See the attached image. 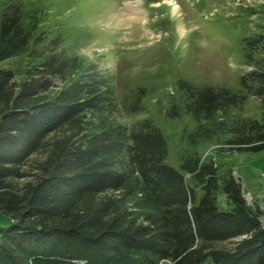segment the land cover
Wrapping results in <instances>:
<instances>
[{
  "label": "trees",
  "instance_id": "16d2710c",
  "mask_svg": "<svg viewBox=\"0 0 264 264\" xmlns=\"http://www.w3.org/2000/svg\"><path fill=\"white\" fill-rule=\"evenodd\" d=\"M40 19L22 0L0 11V63L25 58L0 66V264H264L262 212L200 149L264 152V34L243 39L238 89L177 78L166 115L193 122L177 169L153 121L122 123L110 77L43 43ZM250 97L258 118L242 113Z\"/></svg>",
  "mask_w": 264,
  "mask_h": 264
},
{
  "label": "rangeland",
  "instance_id": "374dc122",
  "mask_svg": "<svg viewBox=\"0 0 264 264\" xmlns=\"http://www.w3.org/2000/svg\"><path fill=\"white\" fill-rule=\"evenodd\" d=\"M6 1L0 0V11ZM22 1L27 8L41 11L43 43L58 36V46L66 53L97 64L110 77L122 123L130 125L145 117L153 121L166 139V163L177 169L185 146L181 136L193 126L188 115L175 119L166 115L170 101L178 96L177 78L238 89L240 76L249 69L243 39L264 34V0H171L175 10L167 0ZM121 17L126 19L119 23ZM0 66L17 71L25 66V58L3 61ZM138 87L144 89L142 109L126 112L127 98ZM242 113L258 118L259 102L248 98ZM218 147L209 143L200 149L220 172L232 171L248 204L258 205L264 225V152L217 151ZM37 159L39 155L32 156L24 169L30 170ZM7 223L1 214L0 226Z\"/></svg>",
  "mask_w": 264,
  "mask_h": 264
},
{
  "label": "bare ground",
  "instance_id": "6f19581e",
  "mask_svg": "<svg viewBox=\"0 0 264 264\" xmlns=\"http://www.w3.org/2000/svg\"><path fill=\"white\" fill-rule=\"evenodd\" d=\"M167 3L171 6V8L173 9V10H175V9H177V5H176V3L175 2H173V1H171V0H167ZM129 7V6H128ZM136 16V15H135ZM134 18V17H133ZM138 18V17H137ZM124 19H126L125 17L123 18V17H121V18H119V20H118V22L120 23V22H123V21H125ZM136 19V18H135ZM116 21V20H115ZM130 21V20H129ZM132 21H134V20H132Z\"/></svg>",
  "mask_w": 264,
  "mask_h": 264
}]
</instances>
